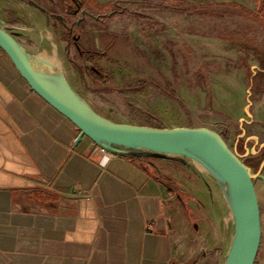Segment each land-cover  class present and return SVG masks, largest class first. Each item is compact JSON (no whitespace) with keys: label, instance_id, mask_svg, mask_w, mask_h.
I'll return each instance as SVG.
<instances>
[{"label":"rangeland","instance_id":"374dc122","mask_svg":"<svg viewBox=\"0 0 264 264\" xmlns=\"http://www.w3.org/2000/svg\"><path fill=\"white\" fill-rule=\"evenodd\" d=\"M160 1L0 0V25L29 49L28 58L55 51L66 84L100 119L211 129L243 156L259 188L264 182V69L258 61L264 57V0L164 2L193 7L190 14L162 10ZM112 149L106 151L128 150ZM136 152L148 154L146 166L171 190L175 264H225L238 213L217 179L184 155Z\"/></svg>","mask_w":264,"mask_h":264},{"label":"crops","instance_id":"0c3cea01","mask_svg":"<svg viewBox=\"0 0 264 264\" xmlns=\"http://www.w3.org/2000/svg\"><path fill=\"white\" fill-rule=\"evenodd\" d=\"M79 135L0 48V264H175L171 190L149 156L101 164ZM254 188L264 264V182Z\"/></svg>","mask_w":264,"mask_h":264},{"label":"water","instance_id":"95a60500","mask_svg":"<svg viewBox=\"0 0 264 264\" xmlns=\"http://www.w3.org/2000/svg\"><path fill=\"white\" fill-rule=\"evenodd\" d=\"M0 48L20 76L43 100L71 121L80 131V135L89 137L105 149L113 150L112 145L123 146L128 149L122 153L125 154L131 150L143 149L140 148L142 146L153 145L154 148L145 150L159 154L186 155L182 148L171 146L179 144L191 146L211 157L223 177L233 187L246 217V225L237 223L225 264H254L260 241V227L253 176L243 161V156L232 152L217 132L205 127H144L108 122L97 116L90 117L61 100L43 83L31 67L28 55L1 25ZM263 163L264 159L260 166Z\"/></svg>","mask_w":264,"mask_h":264},{"label":"bare ground","instance_id":"6f19581e","mask_svg":"<svg viewBox=\"0 0 264 264\" xmlns=\"http://www.w3.org/2000/svg\"><path fill=\"white\" fill-rule=\"evenodd\" d=\"M37 24L40 31L44 29V23L41 18L38 20ZM52 53L53 55L41 54L40 57L38 56L37 59L35 58H27V59L31 67L35 70V72L39 76V78L43 81V83L47 87H49V89L57 97H59L61 100L69 104L74 109L80 111L81 113L96 118V115L92 112V110L89 107H87L79 98L74 96V94L72 93V91L65 82L64 71L61 67L57 54L55 53V51ZM171 146L182 148L186 152V155L184 156L189 162L199 167H203L206 171H208L211 174V176L217 179L231 207L233 209H237L235 211L238 213L237 223L242 222L243 224L246 225V217L242 205L239 199L237 198L233 187L223 177L221 171L219 170L217 164L213 161V159L203 153L198 152L191 146H183L179 144H173ZM140 148L151 149L154 148V146L148 145V146H142ZM236 204L238 205L237 207Z\"/></svg>","mask_w":264,"mask_h":264},{"label":"trees","instance_id":"16d2710c","mask_svg":"<svg viewBox=\"0 0 264 264\" xmlns=\"http://www.w3.org/2000/svg\"><path fill=\"white\" fill-rule=\"evenodd\" d=\"M166 1H167V0H161V1L159 2L160 4L164 5V6H161V9H162V10H167V11H168V10H169V11H177V12H179V13H188V14H190L189 11H192V12H193V7L190 8V9H192V10H190V9H183V8L178 9V8L167 7V6L165 5ZM164 2H165V3H164ZM175 3H176L177 6H183V4H184L185 2L181 0V1H177V2H175ZM228 4L231 5V6H233V7H235V8L241 9V10H243V11H245V12H248V13L251 12V11L248 10L247 8H245V7H243V6H239V5L235 4V3H228ZM106 5H114V3H113V4H112V3H107ZM115 5H116V4H115ZM220 5H223V4H220ZM115 7H116V6H115ZM195 10H196V8H195ZM258 61H259L260 65L262 66V68L264 69V57L259 58ZM123 155H126V156L132 158L133 160L139 159L138 161L142 162V164H145V161H142V159L145 160L144 158H145L146 156H148V154H146V153H144V152H136L135 150H131L130 152L125 153V154H123ZM154 177H155V176H154ZM155 179H156L159 183L165 184V182H163L162 179H161L160 177H155ZM169 190H170V188H169Z\"/></svg>","mask_w":264,"mask_h":264},{"label":"built area","instance_id":"2783aa9c","mask_svg":"<svg viewBox=\"0 0 264 264\" xmlns=\"http://www.w3.org/2000/svg\"><path fill=\"white\" fill-rule=\"evenodd\" d=\"M98 150H99V153L101 155V159H100V163L101 164L105 163L109 158H111V157H113L115 155H119V152L113 153V152L106 151L107 149H105L103 146L98 147Z\"/></svg>","mask_w":264,"mask_h":264},{"label":"flooded vegetation","instance_id":"af4514ba","mask_svg":"<svg viewBox=\"0 0 264 264\" xmlns=\"http://www.w3.org/2000/svg\"><path fill=\"white\" fill-rule=\"evenodd\" d=\"M71 31V28H68ZM74 38V37H73Z\"/></svg>","mask_w":264,"mask_h":264}]
</instances>
